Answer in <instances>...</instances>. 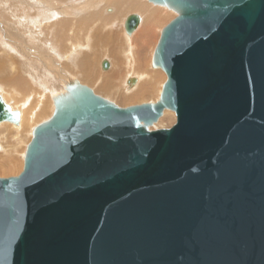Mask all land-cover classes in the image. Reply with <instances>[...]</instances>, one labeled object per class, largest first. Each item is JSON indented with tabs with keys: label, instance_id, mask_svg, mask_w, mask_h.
<instances>
[{
	"label": "water",
	"instance_id": "1",
	"mask_svg": "<svg viewBox=\"0 0 264 264\" xmlns=\"http://www.w3.org/2000/svg\"><path fill=\"white\" fill-rule=\"evenodd\" d=\"M148 1L178 14L153 54L160 98L55 99L0 178V264H264V0ZM164 110L175 124L148 130Z\"/></svg>",
	"mask_w": 264,
	"mask_h": 264
},
{
	"label": "bare ground",
	"instance_id": "2",
	"mask_svg": "<svg viewBox=\"0 0 264 264\" xmlns=\"http://www.w3.org/2000/svg\"><path fill=\"white\" fill-rule=\"evenodd\" d=\"M54 1L0 0L11 12V23L0 13V97L19 112L17 124L0 123V152L5 156L0 162L7 161L2 173L18 174L20 167L23 171L24 164L19 165L15 156L27 148L35 128L52 117L55 99L75 84L120 108L154 99L159 70L152 67L151 54L142 61L138 50L146 49L145 58L149 47L156 49L161 23L157 14L173 9L148 0H82L80 5L74 4L77 0ZM129 14L138 16L139 22L126 36L122 19ZM163 116L171 120L173 114L164 110Z\"/></svg>",
	"mask_w": 264,
	"mask_h": 264
},
{
	"label": "rangeland",
	"instance_id": "3",
	"mask_svg": "<svg viewBox=\"0 0 264 264\" xmlns=\"http://www.w3.org/2000/svg\"><path fill=\"white\" fill-rule=\"evenodd\" d=\"M54 2H62V0L61 1H59V0H55ZM81 2H82V0H77V1H75L74 2V4H81ZM83 2H84V0H83ZM1 6V9H2V12H0L3 16H5L6 18H7V23H11V21H10V17H11V12H10V10H9V4H2V5H0ZM130 14H135V13H130ZM129 14V15H130ZM129 15H126V17L125 18H123L122 19V25H124V29H125V22H126V19L129 17ZM157 16H160V18H161V20H160V26H159V31H158V33L156 34V42H157V44H158V42H159V39H160V36H161V32H162V30H163V28H165L171 21H173L177 16H178V14L174 11V12H170V13H167V14H165V13H162V14H157ZM70 19H72V16H68ZM142 17V16H141ZM58 18H60V16H58ZM20 23L24 26V28L26 29V23H25V21L24 20H21L20 21ZM143 24H144V22H143V20L141 21V25H140V27H142L143 26ZM122 27V26H121ZM139 27V28H140ZM11 28H12V26H11ZM138 28V29H139ZM137 29V30H138ZM124 34L126 35V36H128V35H131V34H127V32H126V30L124 31ZM30 34L29 33H27V36H29ZM153 45H155L154 43L153 44H151L150 46H153ZM157 46V45H156ZM156 46H154L153 48H156ZM142 50H146V49H144V48H142L141 50H138V53H139V55H140V57H141V59H142V61H144L145 59H147V58H149L150 57V54H151V57L150 58H152L153 59V54H154V51H155V49H151L150 47H149V52L150 53H148L147 55L145 54V58H143L142 57V54H144V53H142V52H144V51H142ZM104 59H106V58H104ZM152 59H151V61H152ZM59 61H61V60H59ZM37 63H40V64H42L41 63V61H39V62H37ZM152 63V62H151ZM50 64V63H49ZM51 66H52V64H50ZM41 66H43L44 68H46L47 70H48V68H47V66L46 65H41ZM54 68V67H53ZM55 69V68H54ZM111 69H112V67H111ZM110 69V70H111ZM137 69V68H136ZM154 69H156V68H154ZM139 71H143V70H145V69H138ZM148 70H150V69H148ZM158 70H159V72H157L156 74H155V78L157 79V81H158V84L156 85V88H155V90H154V95H153V98L155 99H147V101H145V102H139L138 103V101H129L130 103H127L123 108H125V107H129V106H135V105H141V104H146V103H155L159 98H160V94H161V91H162V87H163V84L166 82V80H167V76H166V74H165V72L164 71H162L160 68H158ZM146 71V70H145ZM100 72H102V73H104L105 71H103L101 68H100ZM10 84H8L7 85V87L9 86ZM138 85V84H137ZM136 88V87H135ZM134 88V89H135ZM132 90H133V88H132ZM131 90V91H132ZM19 93L21 94V87L19 88ZM130 104H133V105H130ZM128 105V106H127ZM169 113L170 114H173V117H172V119L170 120L169 118H165L164 119V116H163V114H162V116L158 119V121L156 122V123H154L151 127H149V129L148 130H150V131H153V130H157V129H169V128H171L174 124H175V122H176V116H175V113L174 112H172V111H170L169 110ZM12 124V123H11ZM5 130H8V128H4ZM31 141V140H30ZM30 143V142H29ZM28 143V144H29ZM21 150V149H20ZM20 150H19V152H18V154L15 156L17 159H18V162H19V165H21L22 163L24 164V156H25V150H26V148H25V150H23V152H21V153H23V154H21L20 153ZM0 157H2V158H5V156L0 152ZM22 162V163H21ZM0 164H1V167H3L4 169H1V171H0V178H9V177H15V176H17L19 173H20V171L22 170L21 169V167H20V169H17L19 172H18V174H16L17 173V171L15 172V174H13V173H6V172H4V173H2V170H5L6 169V164H7V161H5V162H0Z\"/></svg>",
	"mask_w": 264,
	"mask_h": 264
}]
</instances>
